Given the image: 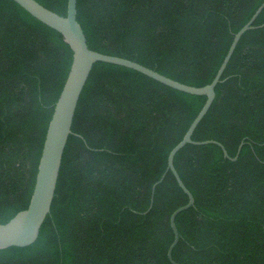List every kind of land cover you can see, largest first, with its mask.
Returning a JSON list of instances; mask_svg holds the SVG:
<instances>
[{
    "label": "trees",
    "instance_id": "1",
    "mask_svg": "<svg viewBox=\"0 0 264 264\" xmlns=\"http://www.w3.org/2000/svg\"><path fill=\"white\" fill-rule=\"evenodd\" d=\"M66 15L67 0H37ZM264 0H77L91 49L180 82H212L234 34ZM174 164L195 198L176 216L179 264H264V8ZM73 52L58 31L0 0V223L28 207ZM97 62L80 96L51 213L36 242L0 264H173L171 214L188 202L167 168L206 101Z\"/></svg>",
    "mask_w": 264,
    "mask_h": 264
},
{
    "label": "water",
    "instance_id": "2",
    "mask_svg": "<svg viewBox=\"0 0 264 264\" xmlns=\"http://www.w3.org/2000/svg\"><path fill=\"white\" fill-rule=\"evenodd\" d=\"M14 1L40 22L61 33L65 42L70 46L73 56L67 78L54 105L52 117L48 124L38 164L35 184L28 207L17 212L8 222L0 223V249L12 246L26 247L33 244L38 239L41 227L51 213L63 154L69 136L72 134L73 120L80 96L87 80L89 79L93 66L95 63L101 61L134 69L174 89L195 95H205L207 97L203 107L191 122L183 138L169 152L167 168L160 180L153 185V189H155L157 184L165 178L167 172L171 171L181 189L188 196V202L174 210L170 217L171 226L174 232V240L169 247L168 257L173 264H179L175 261L172 255L173 249L180 238L175 220L180 212L194 206L195 198L176 169L174 159L176 154L189 143H216L223 149L226 157L233 160L238 158L243 143L240 144L237 155L235 157H230L222 143L216 140L195 141L192 136L216 97L215 87L220 82L221 76L229 63L240 38L247 30L257 27L253 25V23L264 8V2L259 6L250 20L234 34L230 47L212 82L204 86H193L161 74L137 61L91 49L88 45L83 28L77 19V0H67L66 15H61L45 7L37 0Z\"/></svg>",
    "mask_w": 264,
    "mask_h": 264
}]
</instances>
